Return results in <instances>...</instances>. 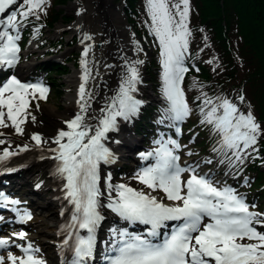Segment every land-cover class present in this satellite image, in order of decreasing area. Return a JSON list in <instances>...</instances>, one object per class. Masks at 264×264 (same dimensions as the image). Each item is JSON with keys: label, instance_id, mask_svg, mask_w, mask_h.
<instances>
[{"label": "snow or ice", "instance_id": "snow-or-ice-1", "mask_svg": "<svg viewBox=\"0 0 264 264\" xmlns=\"http://www.w3.org/2000/svg\"><path fill=\"white\" fill-rule=\"evenodd\" d=\"M17 3V0H0V14ZM46 0H24L26 10L20 12V17L27 19L30 15L42 10ZM148 12L152 21L151 31L160 44L161 66L163 68L164 95L170 101L169 111L172 119L183 120L189 114V108L183 99V92L178 87L182 73L183 53L187 51V39L190 35L187 27L189 0H179L172 4L176 9L175 16L169 7V0H147ZM178 16L177 20L175 17ZM37 19L39 16L36 17ZM13 30L17 26V17L11 15L4 22ZM19 36H12L7 31H0V64L14 65L17 61L19 48L15 40ZM84 39H91L85 36ZM90 46L84 49L86 57ZM86 60L81 64L85 68L82 80L86 83L88 69ZM143 61H135L127 66V76L120 86L119 93L113 98L106 115L100 120V126L95 129L94 135H89V126L84 123L86 112L85 83L80 85V112L76 117L66 122L70 131H60L53 141L58 145L53 149L57 153L55 159L61 162L58 171L67 180V195L76 207L74 223L79 228L87 229V238H77L72 264H85L91 257L94 246V230L101 217L97 212L98 197L101 195L98 188V164L103 161L111 162V153L101 143L106 133L115 130L116 118L129 119L135 115L141 102L136 100L132 93L136 92V85L140 82L139 71L136 67ZM48 89L41 84H24L15 78L10 79L0 87V128L12 127L17 135H23L21 127L26 122V116L31 99L45 100ZM243 101L244 97L240 98ZM78 101V103H80ZM204 103L212 104L211 100ZM38 107V106H37ZM6 109V112H5ZM222 109V115H217ZM35 120V117H32ZM11 122L10 124L8 122ZM214 125L222 135L221 151L232 150L237 160L241 153L253 147L260 134V125L255 121L251 112L247 115L239 114L238 108L223 100L218 106H213L206 114L205 121ZM0 135H3L0 133ZM37 145L42 143L39 135H33ZM66 143H62L64 139ZM4 141L0 140V144ZM172 150L162 146L155 153L158 157L155 166L148 167L140 172L137 179L147 188L164 193L171 206L164 204L156 197L136 191L123 184L116 186L117 199L112 200L109 207L120 217L129 221H138L150 225L149 235L155 237L156 230L165 221H182V224L162 244H154L140 236H129L121 233V245L116 249V255L111 258L110 264H264V233L257 231L254 225L264 226V220H258V213L250 212L249 206L243 198L234 194L231 188H217L204 177L192 174L186 181L181 180V174L187 169L180 168L174 154L179 145L169 141ZM21 148L20 151H25ZM5 150L0 155V161L15 155ZM152 155V154H149ZM194 172V170H192ZM66 174V175H65ZM111 189V186H109ZM16 204L17 201H6ZM207 217L211 222L203 223ZM31 216L25 212L20 222L30 220ZM23 231L17 238H25ZM255 241L243 243L242 241ZM68 241H65L67 244ZM9 240L0 239V249H5ZM23 257L14 256L8 252L9 264H44L34 254L38 249L31 245L23 248ZM0 264H5L4 256L0 255Z\"/></svg>", "mask_w": 264, "mask_h": 264}, {"label": "trees", "instance_id": "trees-1", "mask_svg": "<svg viewBox=\"0 0 264 264\" xmlns=\"http://www.w3.org/2000/svg\"><path fill=\"white\" fill-rule=\"evenodd\" d=\"M65 1L46 0L42 10H37L23 20L20 12L26 10L27 6H20L18 17L23 22L43 23L50 28L58 16L54 5ZM176 3H179L178 0H169L170 7ZM195 4V9L190 4L186 23L191 25L192 30L190 36L186 37L187 51L183 53L182 59V67L187 69L181 81L182 92L189 108L186 120L192 121L193 117L211 110L225 99L238 108L239 114H253L256 123L260 125V134L256 144L251 147L254 151L241 157L244 160L241 176L246 179L244 189L250 192L264 182V170L261 174L258 173L261 171L259 164L264 162V0H196ZM170 10L174 15L173 11L176 9ZM124 11L134 32L147 40L154 53L147 72L154 91L161 93L158 89H161L164 81L160 44L151 31L152 21L147 0H126ZM25 31L27 30L19 31L21 39L25 37ZM229 32H233L232 37L228 36ZM210 37L216 53L225 56L226 60L217 57L210 61L207 56L204 59L205 51L208 53L211 50V46L206 45L205 38ZM61 42L62 37L54 41L45 40L46 52L57 53ZM228 45L232 46V53L228 51ZM64 64L50 62L48 67H37L35 74L51 79V71L64 70ZM241 97H244L243 101ZM205 100H211L212 104L206 105ZM146 117L153 119L151 109L143 110L142 118ZM250 195H258L257 200L251 197L250 203L253 207L261 205L264 209V187Z\"/></svg>", "mask_w": 264, "mask_h": 264}, {"label": "bare ground", "instance_id": "bare-ground-1", "mask_svg": "<svg viewBox=\"0 0 264 264\" xmlns=\"http://www.w3.org/2000/svg\"><path fill=\"white\" fill-rule=\"evenodd\" d=\"M87 1H90L92 3V6L101 5L102 9L99 13V19L102 18L107 23L106 27L112 26L115 29L116 36L111 41L119 44L124 50V54L120 56V58L118 59V61H116V63L114 62L111 63V66H112L111 71H114L115 76L118 78H121V81L123 82L127 76V66L138 60L137 58L138 52L134 50V47L136 46V41H135L136 33L129 29V27L125 23L123 16L120 14L121 9L124 6L111 5L112 0H87ZM72 5L73 4H71L69 8L75 9L72 7ZM10 8L11 7H9V9ZM90 8H91L90 5L88 6L81 5L79 7H76L78 16L76 15V19H75L73 26H70L69 28L74 29L75 27L78 26L79 22L82 24L84 13L90 10ZM7 11L9 12H6V15L4 17L8 18V14L12 15L13 11L12 10H7ZM0 21H1V18H0ZM97 27H100V25ZM102 30H105V27H103ZM79 41L81 45L86 43V39H84L82 36H80ZM88 41L89 43L91 42L90 46L92 48H95L97 45L100 48L102 47L99 44L100 42H99L98 37L88 39L87 42ZM3 43L4 42L1 41L0 46H2ZM85 46L86 45H83L81 47H85ZM45 54L47 55V53ZM49 64H50L49 60L41 61L38 65L34 66L33 70L30 72L29 75L26 74V71L30 64L29 63L19 64L17 68L18 74H16V76L20 81H25L28 79L27 77L39 75V74H35L36 73L35 69L37 67L38 68L45 67V66L48 67ZM122 64H124V66L126 67V70L122 73H119L121 70ZM2 65L4 64H1L0 67ZM136 67L139 71V77H141L142 66L138 64L136 65ZM8 70L9 69H7V71ZM104 70H109V69H104ZM102 71L103 70L98 71L96 74L94 73L95 75L94 77L98 78L102 76ZM11 73H13V70H11ZM79 73H82V72L77 69L73 70L72 75H69L68 77L66 85L74 82L75 85H78V86L77 87L75 86V93L73 95H71V93L67 94V99H68L67 107L62 111V113H58L56 108L49 107V106L48 107L46 106L44 109L48 113V115L51 116L52 125L56 126L54 132H50V130L46 131V129L43 130L40 127V129L42 130V133L38 134L40 129L29 127L28 129L24 130L23 135H17L16 132H14L15 129L11 127L0 128V133L3 134V135H0V140L4 141L2 144H0V151H3L8 148V147L7 148L4 147V145L6 144H9L10 146H13V147H16L17 145H22L24 147L27 146V149L24 152L19 153L17 155L15 154L16 157L14 158L15 162L24 163L25 167L18 171H13V170H10V166L7 165L4 168V175L6 176L5 179L9 183L10 182L12 183V187H14L15 189H20L21 191L24 192L22 195L27 197L28 207H34V210H37L39 208L50 207L48 209L52 210V212L47 214V220L49 221L48 225L45 228H42L41 225H37L38 230L41 232V237H40V240H38V242L42 244V246L44 245L46 246L48 244V241H52L53 239V235L55 231V224H56V217L57 218L59 217V214L57 213V208L59 205V196L61 194L60 192L62 189V186L60 185V183L63 182V179L60 178L57 181H52L51 179L47 177L45 179H40L39 173H37V171L39 169L46 168L48 172L51 161L44 160V159L42 161H36L35 157L38 155L37 152H40L41 150H43V148H50V149L51 147H53L54 149L58 148V147H55L58 145L55 144L53 141L58 136L60 129H62V131H70L67 128L66 122L73 120L77 114H81L80 105L81 103H85V101H86V112L82 113V115H84L85 117L84 123L89 126V129H90L89 135L90 136L94 135L95 129L100 126V120L103 119L104 116L106 115V112L109 106L113 102V98L117 96V94L119 93V89H120L119 87L117 89H111L109 91H106V90L102 91L100 85H96V86L92 85L95 79L94 80L91 79V81H86V85H85V91L88 95L85 96V101H80V95H79L80 85L81 83H85V82L82 80V76L79 77L78 75ZM41 79H42V82L51 84V80L49 78L48 79L41 78ZM3 83L4 81H1L0 87L3 86L2 85ZM136 89L137 90L135 93H137L139 96L143 95V97H146V98L150 97V95L144 89V84H142L141 81L136 85ZM49 91H50V88H48V93ZM99 94H102L103 101L101 104L98 105V108L97 107L93 108L91 106V104L94 103L93 99L95 96ZM78 101H80V103H78ZM5 112H6V109H5ZM165 112L170 115V111L165 109L163 112L159 114V117L160 118L170 117ZM221 112H223L222 109H221ZM141 115L142 114L139 112L138 117L131 116L127 120L124 119L123 117H120L122 125L118 129V132H116L117 130L108 132L106 133L105 138L101 140V143L104 145L105 148L108 149L112 157L111 162L105 163L101 161L98 164V173H99L98 188L100 190V193L103 195V197L106 196L108 198L112 195H115L116 194L115 189L117 186V185L114 186V184H110L108 182L109 177L105 176L106 179L101 178V170L103 168L109 167L108 168L109 170L115 171V172L117 171V169H121L123 172L127 173L133 178L135 177L137 178L140 172H142L144 169L148 167L155 166L157 162L158 157H156V155L155 157L153 156L155 154L154 149L152 151V159H150L151 163L147 162L149 159V154L151 152L150 151L145 152L144 150L146 146H143V144L139 142L140 141L139 139L138 140L133 139L134 137L132 136V130L136 131L138 133L137 135H141L142 137H145L148 139V141L146 142V145L150 142L154 145V141L158 137L157 133H154L151 131L149 127V123H148L149 120L146 118H141L140 117ZM131 119L133 120L137 119V120L132 122ZM205 124L206 122L201 121L198 124V128H197V132L199 133V135L201 136L203 140H207L208 138L206 135V132L203 129V126ZM129 129L131 130L129 131ZM34 134L39 135L41 137L42 143L40 145H37V143L34 140H32L31 137ZM128 139L130 140L133 139V140L131 142H127ZM61 142L63 143V141ZM162 146H165L163 141H161L160 144L158 145V149H160ZM156 147L157 146H155V148ZM39 148H41V150L37 151L39 150ZM200 148L207 149V146L205 144H201ZM8 149H11V148H8ZM16 149L17 148H14V150ZM217 151H218L219 157H217L216 160H213L210 163L212 164V167H214L213 172L216 176L217 188H220V189H223L225 187L231 188L234 194H236L238 197L243 198L244 202L246 200H251V197L257 200L258 195H250V194H253L254 191H257L258 188H263L264 182H262V184L255 186L254 191H250V192L246 191L244 189V183L246 182V179L241 176V166L244 160L236 159L237 168L234 173H237V177L233 179V177L227 176L226 171L223 169V164L218 163V159L221 157V145L217 146ZM182 152L184 153V150H182ZM250 152L252 153L253 151H250ZM185 154L187 153L185 152ZM133 155H136L140 158L134 159ZM240 155L242 157V154ZM188 157L191 158V162L196 161L197 162L196 164L203 162L202 164H200V166L202 167V170L206 169L209 166L207 165V163L209 162V158L207 156L205 157L188 156ZM130 158H132L131 161H129ZM142 159H144V162L139 161ZM183 159H185V157H183ZM256 164L258 166L259 161ZM259 169L261 171H258V173L261 174L262 170H264V167L259 164ZM198 171L200 170L198 169ZM220 173H222V175ZM46 176H48V174ZM107 183L108 185H106L107 186L106 187L104 184H107ZM119 183L123 185L130 184L129 179L125 180L124 183L123 182H119ZM235 183L238 184L236 185V187H235ZM109 186H111V189ZM236 191H239V192L237 193ZM103 197L98 202L99 206L101 207V209H104V212L108 219L115 220L116 214H114L113 210L108 207L107 200L106 198H103ZM255 200L253 202H255ZM40 201H42L41 205L39 204ZM35 221L38 224L40 222V219L38 218ZM209 222H211L209 219L206 220V223H209ZM108 236L111 237L112 233H109ZM33 244L35 246H39L38 243H33Z\"/></svg>", "mask_w": 264, "mask_h": 264}, {"label": "rangeland", "instance_id": "rangeland-1", "mask_svg": "<svg viewBox=\"0 0 264 264\" xmlns=\"http://www.w3.org/2000/svg\"><path fill=\"white\" fill-rule=\"evenodd\" d=\"M178 2H179V0H178ZM195 2H196V0H189V12H190V4L192 5L193 9H195V7H196ZM71 4H73L72 7L75 9L69 8ZM81 5H85V6L90 5L91 8H90V10H88L84 13L83 23L81 24L79 22L77 27H75L74 29H70L69 27L73 26L75 19H76V15H77L76 7H79ZM111 5L123 6L124 1L123 0H112ZM20 6H24V0H17V3L14 4V6H11L10 9H14L15 7H17V10H19ZM169 7H170V5H169ZM101 9H102L101 5L92 6V3L90 1H87V0H66L63 3H56L54 5V11L57 13L58 16L52 22V26L50 27L51 29L48 30L47 28H44L42 26H40L39 29H37L38 32L41 33L40 36L43 35L44 38L52 39V41L58 40L59 37H62V42L60 44L61 47L55 55L49 56V55L44 54V48L41 47L42 40H39L40 37L34 38L37 36L35 33H32V34L28 33V39L31 40V42L28 43V41H27L28 39H27L25 42V48L23 46L21 48V50H19V52H18L19 57H17L16 63L14 65H12L13 73L9 74L8 76H6L3 79L4 83L2 85L6 84L12 78H15L19 81V79L16 76V74H18V69H17L18 67L17 66L19 64H22V63H29L30 64L29 67L27 68V71H26L27 75L30 74V72L33 70L35 65H38L41 61L46 60V59L58 61L59 63H62V64L65 63L66 67L64 70H61L59 72L58 71L56 72L54 70L51 71V75H50L51 76V79H50L51 84H47L46 82H41L37 78V76L35 79L36 80L35 83H28V84H41L44 87H46L47 89L50 88V91H49V93L47 92V98L45 100H40L38 98H36V99L30 98V104H29V108H28L29 114L25 118L26 122H25V124H23L24 126L21 125V127L23 126L22 128L24 130L28 129L29 127L37 128V129H40V127H41V129H43V130L46 129V131L50 130V132H54L56 126L52 125L51 116L48 115V113L44 109L46 106L47 107L49 106V107L56 108L58 113H62V111L67 107V102H68L67 94L71 93V95H73L75 93V86L77 87L78 85H75L74 82L67 84V85H66V83H67L69 75H72L73 70L77 69V70L82 72V73L78 74L79 77L85 75V73H84L85 68L81 64L82 59L86 60V62H87L86 67L89 70L87 81H91V79H93V80L95 79V81L92 83V85H94V86L100 85L102 91H105V90L109 91L111 89L119 88L120 85L122 84L121 78L116 77L114 74V71H111V68H112L111 63L112 62L116 63V61H118L120 56H122L124 54V50L122 49V47L119 44L111 41L116 36L115 29L112 26L106 27L107 23L102 18L99 19V13H100ZM122 9L124 10V7H122ZM173 12H174V16H175L176 11H173ZM120 14L122 15L121 12H120ZM12 15H13V13H12ZM124 15L126 17L125 11H124ZM144 15H147V13ZM188 15H189V13H188ZM9 16H11V14H9L8 17ZM175 18L177 20L179 19L178 16H176ZM7 19H8L7 17H4L3 20L1 21V24H2L1 25V31H5V30L9 29L6 26V24L4 23L5 21H7ZM78 20H79V18H78ZM126 20H127V17H126ZM93 22H95V23H93ZM127 22H128V20H127ZM99 25H100V27H97ZM25 27L26 28H28V27L34 28V26H30L28 23H26L25 25H22V28H25ZM103 27H105V30H102ZM131 27L129 26V29L132 31ZM187 27H188V32L190 33V31L192 30L191 25L187 24ZM29 35H31V36H29ZM86 35L89 37L91 36V38L98 37L99 42H100L99 44L102 47L100 48L97 45L95 48H92L90 46L91 42L90 43H89V41L87 42L88 39L86 40V43L81 45L79 43L80 42L79 41L80 36H82L84 38ZM188 36H190V35H188ZM228 36L232 37L233 32L232 33L229 32ZM135 37H136V40H135L136 46L134 47V50H136L138 52V54H137L138 60L143 61V63L140 64L142 66L140 81L142 84H144V89L150 95V97L147 98L148 99L147 104H151V105H154L157 107V104H155V103L160 104L161 100L159 99L160 97L156 96V94L152 91V87H151V83H150V79H149L150 77L148 76V72H147V70H148L147 66L149 65V63H147V61L152 60L151 57H154V53L150 49V46L148 45L147 40H143V38L137 37L136 35H135ZM205 39H206V45L211 46V50H209L208 53L205 51L204 57L207 56V60H210V61H213L217 57H222L224 60H226L225 56H221V55H218L216 53L215 47H213V44L211 41V37L205 38ZM83 45H86V46L81 47ZM88 46H90V49L88 51L87 56L84 57L83 56L84 49ZM227 49L231 53L234 51L231 45H228ZM204 59H206V57ZM81 67H82V69H81ZM104 69H109V70H104ZM101 70H103L102 76L95 78L94 73L96 74L98 71H101ZM125 70H126V67L124 66V64H122L121 70L119 73H122ZM186 72H187V69L182 74H185ZM241 76L242 75H240V77ZM21 83H24V82L22 81ZM85 85H86V83H85ZM92 99H93V97H92ZM102 101H103L102 94H99V95L94 97V99H93L94 103L91 104V106L93 108L94 107L98 108V105L101 104ZM166 102H168L170 104V101L168 99H166ZM158 110H159V108H158ZM33 116L35 117L34 121L32 120ZM117 119L119 120V117H117ZM175 121H177V120H174L171 118V119L166 120L165 123L166 124H173ZM8 123L10 124L11 122L9 121ZM41 129L39 130L38 134L42 133ZM203 129L206 132V135L208 137L207 139L210 140L211 136H212V132L215 130L214 125L211 126V124H205L203 126ZM130 130L131 129H129V131ZM183 132L185 133V136L183 139V142L185 144L184 150L189 151L190 152L189 154L191 157H196V156L205 157V156H207L209 158V160L210 159L212 161L216 160V158H214L213 153L210 150L205 149V151H201V149L196 144L192 143V140H193L192 138L196 134L195 126L194 127L188 126V128H186L185 131H183ZM195 139H198V138H195ZM219 141H220L219 145H222V137L219 139ZM209 143H208L207 147L209 146ZM4 147L5 148L8 147L11 149L14 148L13 146H10L9 144L4 145ZM154 147H155V145H153L150 142L146 145L144 151L145 152L150 151L152 154ZM228 151H231V153H229ZM228 151H226V153L225 152L222 153V157H220L218 159V163L223 164L224 170L227 169L225 167V165L228 164V161L231 158L236 159V157L233 155L232 150H228ZM227 153H229V154L226 156ZM133 156H134V159L140 158L136 155H133ZM131 160H132V158H130L129 161H131ZM196 163H197L196 161L190 162V165H191L190 167H194V168L193 169L188 168V170L183 172V174H182L183 180H187L188 178H190V176L192 174H195L198 176V174H196L195 172L198 171V169L202 170V167L200 166V164H202L203 162L198 163V164H196ZM108 168L109 167H105L101 170V178H105V176L109 177L108 182L110 184H114V186L120 185L119 182L124 183L125 180L129 179V182L131 184L130 186L133 187V189L138 190V191H142V189L152 191V189H149L146 186H144L143 184H141L136 177L133 178L132 176L123 172L121 169H117V171L115 172V171L109 170ZM213 169H214V167H212V164H211L210 167L208 168V170L213 171ZM192 170H194V172ZM46 171H47L46 168L45 169L42 168V169H39L37 171V173H39L40 179H45L46 177L48 178V176H46L47 175ZM220 174L222 175V173H220ZM236 174L237 173L227 171V176H231V177H233V179L236 177ZM223 175H224V173H223ZM104 185L106 186V185H108V183L104 184ZM236 185H238V184L235 183V187H236ZM216 187H217V185H216ZM236 192L238 193L239 191H236ZM115 195H112V196L115 197ZM41 202L42 201H40V203H39L40 205L42 204ZM249 206L251 207L254 205H249ZM48 208H50V207L39 208L33 212L32 219H30L26 225V230H27L26 234L30 239H32L34 242L39 244V247L37 249H39V252L41 251L42 255H45L46 258L49 259L48 262H50L51 261V255H52L50 250L53 247V242L48 241V244L46 246L45 245L42 246V244H40L38 242V240H40V237H41V232L37 228V225H41L42 228H45L48 225L49 221L47 220V214L52 212V210L51 209L49 210ZM256 208H257V213L260 214L257 217V219L258 220H264V216H262V215H264L263 207L261 205H259ZM38 218L40 219V222L37 224L35 220ZM256 229L261 230L260 228H256ZM251 242L254 243L255 241H251Z\"/></svg>", "mask_w": 264, "mask_h": 264}, {"label": "water", "instance_id": "water-1", "mask_svg": "<svg viewBox=\"0 0 264 264\" xmlns=\"http://www.w3.org/2000/svg\"><path fill=\"white\" fill-rule=\"evenodd\" d=\"M122 13H123V11H122Z\"/></svg>", "mask_w": 264, "mask_h": 264}]
</instances>
